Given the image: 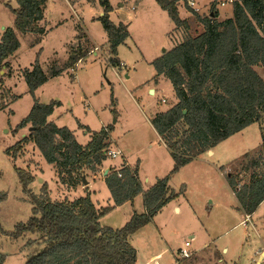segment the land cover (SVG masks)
<instances>
[{
    "label": "trees",
    "instance_id": "16d2710c",
    "mask_svg": "<svg viewBox=\"0 0 264 264\" xmlns=\"http://www.w3.org/2000/svg\"><path fill=\"white\" fill-rule=\"evenodd\" d=\"M182 1L187 0H156L177 28L188 34L152 63L157 75H164L171 82L177 98L171 109L152 119L153 127L174 160L173 169L146 191L137 169L127 165L119 170L111 169L105 176V183L114 205L97 208L90 194L73 201L52 200L47 183L42 185V193L37 196L29 189L35 177L15 167L23 188L29 190L33 215L10 232L0 223V236L17 241L27 234L39 235L42 251L25 264H137V250L130 237L154 223L162 209L179 196L170 189L172 176L252 124L264 125V79L255 69L264 66V0H235L233 17L224 21L218 20L215 5L206 18L191 9L194 18L204 27L197 36L189 35L190 20L181 18L179 4ZM16 2L17 8L10 7L15 16L14 27L4 30L0 42V86L4 84L2 70L21 47L19 35L36 34L38 37L32 45L35 47L46 33L41 23L48 0ZM99 2L104 9L100 21L108 34L109 64L122 68L118 48L130 36L128 25L114 24L110 1ZM81 59L75 52L66 65L55 63L48 72H44L38 62L32 70L23 72L35 103L14 132L19 133L27 127L33 131L6 151L8 156L14 151L15 157L33 142L45 161L57 167L63 183L73 188L83 182L86 170L98 172L108 160L106 152L110 149L115 127L111 124L100 131L86 130L91 140L83 146L69 128L49 121L61 103L44 104L35 97L41 86L74 68ZM10 92L5 89L2 99L9 97L10 102L15 103L20 97ZM7 106L0 104V112ZM112 112L117 116L115 109ZM240 161L245 163L242 162L244 165L239 172H228L225 167H221V171L237 199L239 210L251 217L264 202V144L260 153H248ZM140 194L144 213L134 212L120 229L101 225L102 218L126 202L133 204ZM6 258L0 251V264H4Z\"/></svg>",
    "mask_w": 264,
    "mask_h": 264
},
{
    "label": "rangeland",
    "instance_id": "374dc122",
    "mask_svg": "<svg viewBox=\"0 0 264 264\" xmlns=\"http://www.w3.org/2000/svg\"><path fill=\"white\" fill-rule=\"evenodd\" d=\"M75 1L78 0H48L45 16L48 28L52 27V31L43 36L42 42L35 47L32 45L38 37L36 34L29 33L23 37L19 35L21 47L8 60L7 68L2 70L4 84L0 86V104L8 106L0 112V223L8 232L13 231L17 224L26 223L32 217L34 207L29 190L23 188L15 167L35 177L36 180L29 189L37 196L42 193L44 183L48 184L51 198L55 201L75 200L87 195L83 192L75 194L72 189L76 191L77 187L63 183L56 166L45 162L44 167V157L33 142L15 157L14 151L10 156L7 155L9 148L30 135V127L19 133L14 132L35 103L23 76L25 70H32L38 62L44 72H48L53 64L66 65L72 53H79L82 59L77 66L41 86L35 98L44 104L61 102L62 108L59 111L71 112L65 114V120L59 126L66 124L76 133L80 124L85 125V130L95 132L103 125L116 122L114 136L118 143L126 146L135 156H139L140 150L146 147L156 146L158 137L152 126V118L155 113L168 109L171 101L175 100L172 84L168 80L163 83L164 93H158L157 96L148 94L147 86H144L156 74L155 67L148 62L160 57L164 50H172L188 34L177 28L156 0H109L116 7L123 4L128 13L123 19L131 36L127 45L119 49V58L125 62L128 67L126 69L113 68L109 64L108 34L100 21L104 9L99 0H81L74 5ZM194 1L203 18L210 16L213 5L221 16L230 13L232 9L229 4L221 6L219 0ZM5 2L9 5L0 6V42L3 26L14 27L15 16L11 8L17 7L16 0ZM179 12L182 19H186L189 12L192 13L188 0L179 4ZM189 19V35L197 36L204 31L203 25L193 14ZM111 20L118 21L116 16ZM59 22L62 25L57 27ZM90 49L94 51L88 53ZM255 69L264 79V66H257ZM5 89L20 98L15 103H11L9 97L3 100ZM163 98L166 103L162 102ZM114 109L117 116L112 112ZM251 129L257 130L256 136L260 141L259 126L255 125ZM254 135L249 138L253 140ZM78 139L81 145L88 144L84 133L79 134ZM234 141L233 144L238 145V141ZM260 151L261 149L255 153ZM119 157L116 159L117 164L122 162L121 156ZM109 160L113 159L108 157ZM242 162L234 163L230 171L239 172L244 165ZM146 169H149V165ZM251 171L248 173L251 174ZM84 178L88 182L90 173ZM83 184L81 182L79 186ZM102 190L99 200L110 194L106 186ZM208 194V191L205 195L195 190L187 193L186 198L182 199V213L175 214L168 210L160 218L162 230H157L152 225V230L146 236L134 237L131 243L140 250L138 264L147 262L150 255L156 252L162 253L158 259L160 264H177V250L184 247L190 234L195 235L191 250H197L196 257L193 259L194 252L190 259L181 264H258L256 257L262 246L261 236L264 237V220L256 218H264V202L253 217V225L250 222L238 225L243 219L235 210V198L224 193L214 196L213 201ZM189 202L197 206L194 217L192 210H184ZM109 205L111 203H102L103 207ZM229 211L234 214H229ZM131 214V206L115 209L102 218L100 223L103 227L120 229L130 221L127 220ZM0 251L7 256L4 264H25L42 251V242L38 234H27L17 241L0 236Z\"/></svg>",
    "mask_w": 264,
    "mask_h": 264
},
{
    "label": "crops",
    "instance_id": "0c3cea01",
    "mask_svg": "<svg viewBox=\"0 0 264 264\" xmlns=\"http://www.w3.org/2000/svg\"><path fill=\"white\" fill-rule=\"evenodd\" d=\"M78 1H81V0H78ZM78 1H75L74 5L79 3ZM221 1H225V0H219V3L221 6L225 7L229 4V5H232V9H231L230 13L223 14V16H221L220 12L218 11V13H219L218 20L224 21L226 19L232 18L233 17V4L225 1L224 5H222ZM3 5L7 6L9 4H7V2H5V0H0V6H3ZM111 5L113 7V11L110 14L111 19H112V17L116 16L117 20H118L117 22L113 21V23L116 25H118L120 23L125 24V19H123V18H124V16L128 15V13L125 10L123 4H121L118 7L114 6L112 3H111ZM187 15L188 16L186 19L190 20L189 17L192 16V13L189 12ZM61 25H62V22H59L57 24V27H59ZM43 27L46 30V33L44 36L48 35L53 29L52 27L48 28V20L46 19V16H45V19L43 21ZM5 29H6V27L3 26V28H2L3 32ZM130 36H129V38H130ZM128 39L125 41V44H123V45H127L126 43H127ZM123 45L119 46V48H118V59L120 60L121 65H122L121 69H123V68L126 69L128 67L126 66L125 62L119 58V49ZM107 49H109V43L107 44ZM92 51H94V50L90 49L88 53H91ZM165 52H167V50H164L163 54ZM160 57H158V58H160ZM158 58H155L154 60H151L149 62L147 61V62L152 65L153 61H155ZM144 60H146V59L144 58ZM76 66H77V64H76ZM71 70H73V68ZM56 78H58V77H56ZM165 80H168V79L164 75H157V72H156L154 77L144 85V86H147L148 94H150L151 96H157L158 93L163 94L164 93L163 83H165ZM7 85H8V81H7ZM10 87H12V86L10 85ZM151 91H152V93H151ZM37 92H38V90L36 91V93ZM174 93H175V91H174ZM163 99H165V98H163ZM167 101L169 103L168 99H167ZM171 102L172 103H170V107L168 109L155 113L153 118L156 115H158L160 113L167 112L169 109H171L177 103L176 95H175V100L171 101ZM61 108H62V103L59 107H57L55 109L54 113L49 117V121L55 123L57 126L61 125L60 123H63V121L65 120V114H67L68 112H71V111L60 112L59 109H61ZM115 123L112 124V125H114V127H115ZM109 125H111V124H109ZM255 125L259 126L258 132L261 136L260 141H258V137L256 136L257 130L251 129ZM106 126H108V125H103L102 128L106 127ZM59 127H67V126L65 124V125L59 126ZM79 128H78L79 131L77 133L75 131H72L74 133V135L76 136L77 140H79L78 135L84 133V136L87 139L86 141H87V143H89L90 138H91L90 137L91 134L85 130V125L80 124ZM115 129H116V127H115ZM100 130H98V131H100ZM155 132H156L157 137H158V141H157L156 146L152 145V146L144 148L143 150H140L139 156H135V154H133L132 152L127 150L126 146L118 143L116 137L114 136V132H113L110 149L117 151V152H120L122 162L120 164H117L116 159L120 158V157H118V158L113 159L111 161L107 160L104 163L103 167L99 168L98 172L94 173L90 170H86V175L90 173L91 178L88 179V182L84 183L83 186L77 187L76 191H74V189H72L73 192H75V194L76 193L80 194L81 192H83L84 195H85V193L90 194L91 198H92L93 202L96 204L97 208H102L103 207L102 203H105V202H107L108 204L111 203V205H114V202H113L112 197H111V193L109 195H106L105 199H103V200L98 199V197L101 195V193L103 191L102 190L103 187H105V186L107 187V185L105 183V176L110 173L111 169L119 170L123 166H126V165L131 167L132 169H137L139 172L140 180L143 184V188L145 191L148 190L151 186H153L158 179H162V178L166 177L171 172V170L173 169L174 160L171 156V153H170L168 147L165 145V143L163 142V140L161 139V137L159 136V134L157 133L156 130H155ZM248 132H249V135H246ZM263 133H264V125H261L260 123H254L251 126L244 129L243 131H241V132L231 136L227 140L223 141L222 143H220L219 145L214 147L212 150L200 155L198 158L193 160L191 163H189L185 167H183L177 174L173 175L171 180H170L169 186H170L171 191L175 194H179V196L177 198H175L174 200H172L170 203H168L162 209V211L155 217V221L153 224L151 223V224L145 226L144 228L139 230L136 234L131 236L130 242L133 243L132 240L136 236H140V237L146 236L147 233L152 230L150 227L152 225H155L157 230H162L161 228H163V227L161 226V224H159L160 218H162V216H164L165 212L168 210L173 211L175 214L182 213V208H183L182 199L186 198L187 193L193 192L194 190L198 191V192H202V194H205V195H206V191H208V193H209L208 197L210 199H212L213 201H214V196H216V195L219 196L220 194L222 195L224 193L228 194L229 196L232 195L236 200L235 210H236V212H238L240 214V217L243 219L242 222H240L238 225H240V224L245 225V223L249 224V222L252 224L253 223L252 220H254L253 217L257 214L258 210L263 205H261L258 208V210L255 212V214L251 217L245 215L241 210H239L237 199H236L233 191L229 187L227 180H226L223 172L221 171V167H225L227 169V171L229 172L231 166L234 163L240 161L246 154H248V153H250V154L254 153L255 154V152L259 151L262 148V145L264 144ZM252 134H255L254 135L255 137H253V140H251L249 138V136H251ZM234 140L238 141V145L233 144V142H235ZM85 145H87V144H83V146H85ZM45 162L46 161L44 159L43 165L45 164ZM148 165H149V169H146V167ZM50 166H53V165H50ZM44 167H46V166L44 165ZM69 201H73V200L70 199ZM128 206H131L132 214H131V216L128 217L127 221H129L132 218L134 212H137L140 214L144 213L145 207H144V203H143L142 194H140L139 196L136 197L133 204L130 202H126L125 204L118 206L116 208V210L121 209V208H126ZM184 210H185V212H191V210H192V216L193 217L197 214V206L192 202L187 203V207H185ZM193 212H194V215H193ZM229 214H234V213H233V211H229ZM256 219H258V220L260 219L259 221L264 220V218L263 219L262 218H256ZM235 227H237V225L234 226V228ZM208 232H209V230H208ZM194 240H195V235L190 234L189 240H187V241H193L194 242ZM261 240H262V244H261L262 246H260V248L258 249L259 251H258L257 257H256V258H258V262H257L258 264H264V237L262 238V236H261ZM192 246H193V243L191 245V248H192ZM181 248H183V247H179L178 250ZM136 250H137V264H138L140 250L138 247ZM193 250H194L193 253L195 252L193 259H195L197 250L196 249H193ZM226 251L227 250L225 249V252ZM161 255H162V253H157V252L154 254L152 253L150 255L149 260L147 262H144L143 264H149L150 261H153L155 259H159L161 257ZM176 259H177V256H176ZM193 259H191V260H193Z\"/></svg>",
    "mask_w": 264,
    "mask_h": 264
},
{
    "label": "built area",
    "instance_id": "2783aa9c",
    "mask_svg": "<svg viewBox=\"0 0 264 264\" xmlns=\"http://www.w3.org/2000/svg\"><path fill=\"white\" fill-rule=\"evenodd\" d=\"M225 1L233 4V2L235 0H225ZM225 1H221L222 5H224ZM188 6L197 12L199 11L197 6H196V2L194 0H188ZM162 102L166 103V100L163 99ZM106 154L108 157H110L112 159H116L121 155L120 152H117V151H114L111 149H109L106 152ZM191 242L192 241H186L184 244V247L177 251V253H176V255H177V262L176 263L177 264H181L184 260L190 259L193 256L194 253H193V250H191V245H192ZM149 264H159L158 259L151 261Z\"/></svg>",
    "mask_w": 264,
    "mask_h": 264
},
{
    "label": "water",
    "instance_id": "95a60500",
    "mask_svg": "<svg viewBox=\"0 0 264 264\" xmlns=\"http://www.w3.org/2000/svg\"><path fill=\"white\" fill-rule=\"evenodd\" d=\"M2 73H3V72H1V75H2ZM151 93H152V91H151ZM185 113H186V111H185ZM31 131H33V128H30V132H31ZM83 182H84V183H87V180L84 178V179H83Z\"/></svg>",
    "mask_w": 264,
    "mask_h": 264
}]
</instances>
